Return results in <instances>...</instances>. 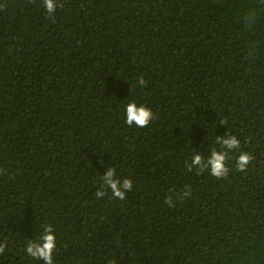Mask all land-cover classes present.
Returning <instances> with one entry per match:
<instances>
[{
	"label": "trees",
	"instance_id": "1",
	"mask_svg": "<svg viewBox=\"0 0 264 264\" xmlns=\"http://www.w3.org/2000/svg\"><path fill=\"white\" fill-rule=\"evenodd\" d=\"M57 3L0 0V264H43L45 225L54 264H264V0ZM228 134L226 179L187 170ZM108 167L122 201L95 196Z\"/></svg>",
	"mask_w": 264,
	"mask_h": 264
},
{
	"label": "clouds",
	"instance_id": "2",
	"mask_svg": "<svg viewBox=\"0 0 264 264\" xmlns=\"http://www.w3.org/2000/svg\"><path fill=\"white\" fill-rule=\"evenodd\" d=\"M42 4L49 18H53L57 9L63 7L62 4L57 3V0H42ZM255 21V12H249L244 17V22L249 27L252 26ZM137 86L140 88L147 87V81L143 76L137 79L136 87ZM125 114V123L130 127L135 126L137 128L148 126L155 118L154 113L150 108L144 105L138 106L134 101L126 105ZM216 143L221 145L222 150L217 151L213 149L206 162L202 155L197 154L193 156L191 164L187 166V170L189 172L195 170L198 174H203L207 171L212 177L218 180L226 179L230 172L227 164L228 153L240 149V140L236 135L228 134L224 137H216ZM252 160L253 156L250 153L242 151L236 158V170L239 172H245ZM101 180L104 187L96 191L95 196L98 199L104 198L110 191L112 198L122 201L126 198L127 193L131 192L134 187L131 179L124 178L122 181L118 179L116 169L113 167L107 168V171L104 173ZM191 194L192 189L190 186H185L183 190L174 193L179 199L189 197ZM165 203L172 206L173 196L170 195L166 197ZM6 247V243H0V255L4 254ZM56 247L57 243L54 228L51 225H45L42 234L38 239L27 242L25 252L34 260L42 261L43 264H54L53 253L55 252ZM110 264H112V262H110Z\"/></svg>",
	"mask_w": 264,
	"mask_h": 264
}]
</instances>
